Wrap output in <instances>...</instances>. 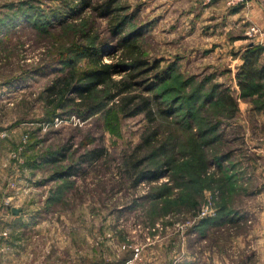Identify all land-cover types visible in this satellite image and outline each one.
<instances>
[{"label":"rangeland","instance_id":"1","mask_svg":"<svg viewBox=\"0 0 264 264\" xmlns=\"http://www.w3.org/2000/svg\"><path fill=\"white\" fill-rule=\"evenodd\" d=\"M216 1L118 0L100 16L0 0V264L257 260L264 94L241 97L235 72L252 47L264 63V0L235 5L244 20L227 32L202 13ZM124 40L149 63L134 77ZM99 63L118 69L82 100Z\"/></svg>","mask_w":264,"mask_h":264},{"label":"trees","instance_id":"2","mask_svg":"<svg viewBox=\"0 0 264 264\" xmlns=\"http://www.w3.org/2000/svg\"><path fill=\"white\" fill-rule=\"evenodd\" d=\"M118 0H100V1H92V0H81L82 3L80 5L90 7L92 10L96 12L97 15H112V13L116 12V5L115 3ZM136 41V40H135ZM135 41L131 40H124L122 41L121 45L123 49L125 50L124 53L127 56L130 57L132 62V73L130 74V77L136 76L137 73H139L143 67H147L149 63L145 61L144 58L140 56H134L133 53L135 52L137 48V44ZM260 47H252L250 49H247L246 52L242 56V64L240 66V70L237 72V84L240 90V96H258L264 94V63L259 62L260 57ZM125 57V56H124ZM127 58V57H125ZM99 69H94L90 71H86L81 76V83L79 86L76 87V91L79 93V95L82 97V100L84 97H86V94H88L92 89H94L99 84L103 83L106 79H109L111 77V74L116 71L117 65L114 63H103L100 64ZM157 66V63L154 64ZM158 77V75H157ZM155 84L154 82H151L149 85ZM68 85V82L67 84ZM227 103L233 104L234 102V96L232 94H226L225 97L222 99L226 101ZM150 103L145 102V106L143 109H146L149 111L150 116H152V110H150ZM139 110H134L131 113L135 114ZM233 110L230 112L229 116L233 115ZM151 118V117H150ZM101 152L95 151L92 155L93 158L98 157ZM71 171V170H70ZM72 173V172H70ZM69 173V174H70ZM154 171H148V172H140L137 176V179L143 178V177H156L153 176Z\"/></svg>","mask_w":264,"mask_h":264},{"label":"crops","instance_id":"3","mask_svg":"<svg viewBox=\"0 0 264 264\" xmlns=\"http://www.w3.org/2000/svg\"><path fill=\"white\" fill-rule=\"evenodd\" d=\"M224 1L225 0H217L212 5H210L208 8H206V11H202V13H204V12L208 13V15H210L208 17V20L209 21H215L214 24L211 26L212 28L217 30V26H219L225 32H227L229 29H234L233 27H235V26H232L233 24H235V25L242 24L244 18L243 17L241 18L242 14L234 15L237 11V6H234L233 11H230V12L228 9H225V6L223 5ZM250 5H252V7L254 5L257 9L256 10L257 12L260 11V8L258 6V2H256V5L254 3L253 4L251 3ZM259 5H260V3H259ZM248 7H249V5H248ZM252 9L255 10L254 7ZM218 16L220 17V19L218 18ZM256 16H258V15H256ZM260 18L262 21L260 25L262 28H264V12L263 11L260 13ZM160 20H161V18H160ZM229 23H230V26H228ZM231 23H232V25H231ZM263 36L264 35H258L256 37L257 41H259V40L263 41V39H264ZM260 43L262 45H264L263 42H260ZM242 62H243V60L240 62L239 66H238V70L235 72L236 74L240 70V66H241ZM234 87H236L235 89L239 88V87L237 88L236 83H235ZM240 105H246V103H242ZM256 123L261 126L260 128H264V114H262L261 117L259 119H257ZM257 131H258L257 128H255L254 129L255 135H258ZM262 134H264V131L262 132ZM259 137H260V135H259ZM260 140L263 142H257V144H252V145H256L255 149H257L258 151L263 150V152H264V139L262 137H260ZM5 203H8V202H5ZM5 205H7V204H5ZM5 205L1 206V210H0L1 218H3L4 216L6 217L8 215V212L5 209ZM12 207L13 206H11V208ZM253 233H254V236L257 237V239H256V243L251 245V248L254 249V251L256 253L257 260L254 262L244 260V261H241L240 264H264V225H263L262 229H260V228L256 229L253 231Z\"/></svg>","mask_w":264,"mask_h":264},{"label":"built area","instance_id":"4","mask_svg":"<svg viewBox=\"0 0 264 264\" xmlns=\"http://www.w3.org/2000/svg\"><path fill=\"white\" fill-rule=\"evenodd\" d=\"M211 0H206V2H209ZM247 2H249V0H226V3L230 6H235V5H239V4H246ZM4 233H6L4 231Z\"/></svg>","mask_w":264,"mask_h":264},{"label":"water","instance_id":"5","mask_svg":"<svg viewBox=\"0 0 264 264\" xmlns=\"http://www.w3.org/2000/svg\"><path fill=\"white\" fill-rule=\"evenodd\" d=\"M12 211H13V212H17V211H19V208L13 207V208H12Z\"/></svg>","mask_w":264,"mask_h":264}]
</instances>
